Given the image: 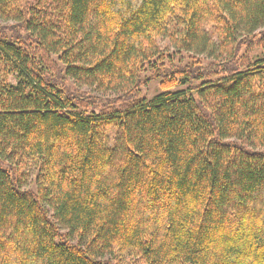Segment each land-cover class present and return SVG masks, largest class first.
<instances>
[{"label":"trees","instance_id":"16d2710c","mask_svg":"<svg viewBox=\"0 0 264 264\" xmlns=\"http://www.w3.org/2000/svg\"><path fill=\"white\" fill-rule=\"evenodd\" d=\"M0 21V264H264V0H0Z\"/></svg>","mask_w":264,"mask_h":264},{"label":"rangeland","instance_id":"374dc122","mask_svg":"<svg viewBox=\"0 0 264 264\" xmlns=\"http://www.w3.org/2000/svg\"><path fill=\"white\" fill-rule=\"evenodd\" d=\"M3 23L0 21V25H2ZM208 29V32L210 34L211 37L215 38V31L210 27L208 26L207 27ZM160 45L164 48V49H168L170 48V50L172 49V45H171V42L169 41V39L167 38H164L160 41ZM180 56H183L182 58L183 59V63H186L188 62V55H178L177 56V59H176V63H179L180 60ZM143 76L144 77H149L151 76V73L149 70H147L145 73H143ZM70 86V85H69ZM162 91V87H161V79H153L149 82V84L147 86H144L141 90V96H143L144 98L150 100L152 99L154 96H156L157 94H159L160 92ZM110 144L112 145L113 144V141L115 139V136H116V130H112L110 132ZM36 167V165L33 163V162H29L26 166V168L24 169L25 171V174H26V177L29 178V181H28V185H27V189H34V184H33V178L35 176V174H33L34 172V168Z\"/></svg>","mask_w":264,"mask_h":264}]
</instances>
